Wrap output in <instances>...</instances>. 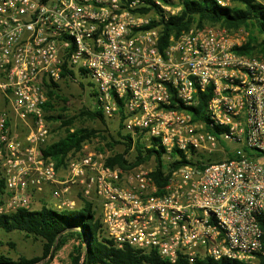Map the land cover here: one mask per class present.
Returning a JSON list of instances; mask_svg holds the SVG:
<instances>
[{
  "label": "built area",
  "instance_id": "2783aa9c",
  "mask_svg": "<svg viewBox=\"0 0 264 264\" xmlns=\"http://www.w3.org/2000/svg\"><path fill=\"white\" fill-rule=\"evenodd\" d=\"M183 1L0 0V215L87 201L99 212L101 240L117 250L171 264H259L264 57L237 52L247 35L220 26L195 25L164 42ZM250 1L264 9V0ZM80 78L91 80L107 120L124 118L130 149L93 138L58 168L43 155L47 86L85 87ZM205 94L197 118L190 108ZM139 146L144 157L156 153L129 169L109 165L120 153L133 159ZM160 164L162 187L153 177Z\"/></svg>",
  "mask_w": 264,
  "mask_h": 264
},
{
  "label": "trees",
  "instance_id": "16d2710c",
  "mask_svg": "<svg viewBox=\"0 0 264 264\" xmlns=\"http://www.w3.org/2000/svg\"><path fill=\"white\" fill-rule=\"evenodd\" d=\"M236 5L230 8H221L213 0L183 1L182 13L167 23L164 32V42L169 36L179 34L182 30L192 26L204 27L207 25L220 26L229 32H235L246 28L250 34L247 43L237 48V52L249 56L264 55V9L255 5L250 0H234ZM257 33V34H255ZM83 87V86H82ZM49 101L46 104L47 121L60 122V128L65 129L66 134L57 142L51 143L43 150V155L56 162L57 167L65 165L66 158L82 149L83 145L93 138H100L110 148L118 145H126L124 154H127L130 146L124 142L123 119L114 123L111 127L107 124V118L98 109H84L79 116L65 118L58 112L59 103L67 102L61 86L52 84L47 86ZM209 94L201 97L200 103L190 111L199 118V113L205 110L209 101ZM66 111L65 109L62 110ZM88 117L91 121L101 123L106 128L97 130L93 128H75V122L80 118ZM129 138V137H128ZM133 159H126L124 154H117L110 159L109 165H119L124 169L135 167L146 161L155 150L147 151V157L139 148ZM162 165L157 167L153 177L162 187L167 178H163ZM6 193L5 181L0 171V199ZM2 204V201H0ZM94 204L84 201L80 211L76 214H66L54 211L45 205L39 211L20 210L19 212L2 216L0 215V231L5 233L21 232L28 237L43 242V255L40 258H20L18 262L0 253V264H37L42 259L50 256L54 249L61 248L68 241L75 240L78 244L71 254L70 264H171L162 260L158 255H144L137 250L126 248L117 250L103 242L100 238L101 222ZM264 247V237H263ZM176 264H191L186 260H180ZM193 264H242L228 260L214 261L209 258L199 259ZM259 264H264V254L259 255Z\"/></svg>",
  "mask_w": 264,
  "mask_h": 264
},
{
  "label": "rangeland",
  "instance_id": "374dc122",
  "mask_svg": "<svg viewBox=\"0 0 264 264\" xmlns=\"http://www.w3.org/2000/svg\"><path fill=\"white\" fill-rule=\"evenodd\" d=\"M235 32H240L247 35V41L250 37L251 32L246 28H241ZM257 34V33H255ZM260 57H264L263 54H258ZM82 82L85 83V87L72 84L63 86V93L67 97V102L59 103L58 112L61 113L65 118H73L80 115L84 109H97L95 106V92L90 87H88V82L91 80L87 78H80ZM94 96L92 97V94ZM95 102H94V101ZM66 111H62V110ZM115 122L107 120V124L111 127ZM51 143L57 142L61 137H64L66 134L65 129L60 128V122L51 123ZM93 128L97 130H104L106 127L101 123L91 121L88 117L80 118L75 122V128ZM101 141H103L101 139ZM118 151L121 152V147L118 146ZM117 148V147H116ZM160 150V149H159ZM161 154L162 151L160 150ZM49 203V202H48ZM83 204H80V207L75 210H64L66 214L74 213L80 211ZM99 215V213H98ZM75 240L68 241L59 249H54L52 254L45 259H42L37 264H49L50 262L55 261V264H70L71 254L74 250V247L77 246ZM0 253L8 256L13 261L18 262L20 258L33 259L40 258L43 255V242L32 237H28L26 234L21 232H11L5 233L0 231Z\"/></svg>",
  "mask_w": 264,
  "mask_h": 264
}]
</instances>
